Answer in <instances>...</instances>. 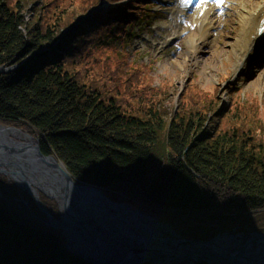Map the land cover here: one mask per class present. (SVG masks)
<instances>
[{"label":"trees","instance_id":"16d2710c","mask_svg":"<svg viewBox=\"0 0 264 264\" xmlns=\"http://www.w3.org/2000/svg\"><path fill=\"white\" fill-rule=\"evenodd\" d=\"M147 3L113 0L87 16L95 0L77 15L78 24L42 27L28 26L23 8L0 0V70L16 66L0 73V124L39 141L76 181L152 214L181 237L264 233V162L238 134L205 133L208 119L201 115L175 117L167 129L158 113L130 116L67 70L108 52L122 75L147 77L144 65L130 66L124 43ZM156 150L166 157L149 176ZM40 201L0 173V264H90L69 253L61 230L40 221L43 207L60 216L56 202L43 194Z\"/></svg>","mask_w":264,"mask_h":264},{"label":"rangeland","instance_id":"374dc122","mask_svg":"<svg viewBox=\"0 0 264 264\" xmlns=\"http://www.w3.org/2000/svg\"><path fill=\"white\" fill-rule=\"evenodd\" d=\"M5 1L11 8L24 9L28 26L40 23L45 27L56 22L61 26H67L68 22L78 24L77 15L94 6L91 4L95 0ZM112 1L99 0L86 15H93L97 7L105 11ZM145 1L149 2V11L130 35L126 32L124 43L130 66L144 65L147 77L130 80L127 71L122 75L108 52L91 54L79 65H68L69 73L86 88L114 100L130 116L146 118L150 112L158 113L166 129L175 117L189 120L201 115L208 119L205 133L238 134L264 162V51L257 55L255 65L252 61L239 62L233 46L238 29L235 1L227 0L224 4L219 19L220 35L211 31L204 37L200 36V20L193 18L204 0L187 4L191 9L187 15L178 14L183 10L184 0ZM216 51L220 56H216ZM14 69L16 66L5 70ZM164 157L166 150H156L151 156L149 176ZM43 213L42 223L44 209Z\"/></svg>","mask_w":264,"mask_h":264},{"label":"water","instance_id":"95a60500","mask_svg":"<svg viewBox=\"0 0 264 264\" xmlns=\"http://www.w3.org/2000/svg\"><path fill=\"white\" fill-rule=\"evenodd\" d=\"M0 173L38 203L40 194L56 202L59 219L43 207V222L61 228L69 253L90 264H264V233L232 230L209 241L181 237L152 214L76 181L39 141L2 124Z\"/></svg>","mask_w":264,"mask_h":264},{"label":"bare ground","instance_id":"6f19581e","mask_svg":"<svg viewBox=\"0 0 264 264\" xmlns=\"http://www.w3.org/2000/svg\"><path fill=\"white\" fill-rule=\"evenodd\" d=\"M194 1L199 2V0H184V3H182L183 10L178 14L180 15L181 13L188 12L187 10H191L188 5ZM234 1L238 7L236 9L237 16L235 19L238 29L234 33L233 46L239 55V62L245 59L253 60L255 55L264 51V7L262 5V0ZM217 7L220 8L217 9ZM96 9H98V7ZM224 9V2L217 5L216 8L206 1L201 3L200 8L195 12L193 17L201 22V37L208 35L211 31H216V33L220 35L219 29L221 22L219 19ZM190 38L192 39L193 36H190ZM195 42L196 41H194L193 44ZM216 56H220L219 51H216ZM14 136L17 137V135Z\"/></svg>","mask_w":264,"mask_h":264},{"label":"snow or ice","instance_id":"6c2138e0","mask_svg":"<svg viewBox=\"0 0 264 264\" xmlns=\"http://www.w3.org/2000/svg\"><path fill=\"white\" fill-rule=\"evenodd\" d=\"M220 2H222V0H220Z\"/></svg>","mask_w":264,"mask_h":264}]
</instances>
